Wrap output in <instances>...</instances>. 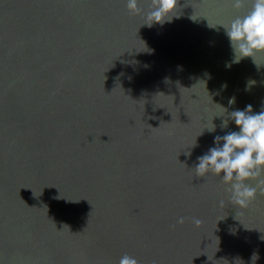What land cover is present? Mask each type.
Returning a JSON list of instances; mask_svg holds the SVG:
<instances>
[{"label": "water", "instance_id": "1", "mask_svg": "<svg viewBox=\"0 0 264 264\" xmlns=\"http://www.w3.org/2000/svg\"><path fill=\"white\" fill-rule=\"evenodd\" d=\"M138 6L0 0V264H264V195L240 208L194 170L264 109V55L232 63L221 26L251 4L179 0L151 27Z\"/></svg>", "mask_w": 264, "mask_h": 264}, {"label": "clouds", "instance_id": "2", "mask_svg": "<svg viewBox=\"0 0 264 264\" xmlns=\"http://www.w3.org/2000/svg\"><path fill=\"white\" fill-rule=\"evenodd\" d=\"M179 0H150V10L145 14L146 23L151 27L153 24H163L170 21L175 15V9ZM250 3V9L244 15H237L229 23L221 25L230 40L234 52L232 63H239L241 59L251 57L256 64L255 58L264 55V0H230L231 6L241 10ZM126 10L130 14H140L142 9L138 6V0H126ZM257 65V64H256ZM227 68L231 64H226ZM255 82H249L254 84ZM222 87H227L223 85ZM247 90V88H246ZM235 103V98L229 100V104ZM239 131H231L224 136H216L215 147L206 154L198 157L195 172L198 177H204L212 173L219 177L221 183L228 185L226 191L230 193V203L240 208H247L255 199L257 190L264 195V109L259 113H253L251 105L244 110H235L229 114ZM228 121L221 124V128H227ZM212 129L208 131H214ZM222 144V146H221ZM256 181L252 186L248 181ZM224 206V201H220ZM178 224L184 223V218L177 220ZM196 227L202 224L200 219H194ZM175 228V225L171 226ZM264 240V236L261 237ZM258 259L254 253L252 261ZM119 264H139L138 260L128 254H124Z\"/></svg>", "mask_w": 264, "mask_h": 264}]
</instances>
